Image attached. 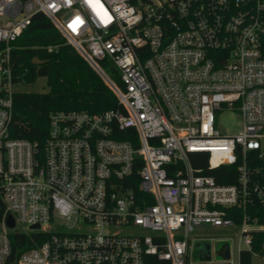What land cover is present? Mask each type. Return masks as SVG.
Returning <instances> with one entry per match:
<instances>
[{
  "label": "built area",
  "instance_id": "obj_1",
  "mask_svg": "<svg viewBox=\"0 0 264 264\" xmlns=\"http://www.w3.org/2000/svg\"><path fill=\"white\" fill-rule=\"evenodd\" d=\"M38 14L121 107L53 113L43 144L11 135L13 52ZM226 111L241 116L239 134L217 128ZM223 166L235 184L205 174ZM256 203L264 0H0V264H190L204 227L237 229L251 250L264 226L247 214L237 226L227 210ZM20 233L32 245L14 252Z\"/></svg>",
  "mask_w": 264,
  "mask_h": 264
},
{
  "label": "trees",
  "instance_id": "obj_2",
  "mask_svg": "<svg viewBox=\"0 0 264 264\" xmlns=\"http://www.w3.org/2000/svg\"><path fill=\"white\" fill-rule=\"evenodd\" d=\"M13 52V74L17 84L31 86L40 78L47 79L48 93H17L14 97V119L11 135L15 139H24L43 144L49 132V120L53 113L77 111L100 114L121 109L115 94L104 84L100 77L67 43V39L54 27L44 15H36L31 25L16 42ZM51 49V50H49ZM38 58L44 63L34 65ZM202 164L207 156L199 157ZM219 184H235L237 172L234 166H223L207 171ZM237 226H241L244 214L249 222L258 221L264 225V208L256 203L246 211L227 210ZM2 211H0V219ZM251 250L239 252V264H252L255 254L262 256L264 231L252 232ZM14 252L21 251L32 243L23 234L11 237ZM146 264H171L155 256H149Z\"/></svg>",
  "mask_w": 264,
  "mask_h": 264
},
{
  "label": "rangeland",
  "instance_id": "obj_3",
  "mask_svg": "<svg viewBox=\"0 0 264 264\" xmlns=\"http://www.w3.org/2000/svg\"><path fill=\"white\" fill-rule=\"evenodd\" d=\"M68 43V41H67ZM69 44V43H68ZM18 93H48L49 87L47 85L46 78H40L37 82L31 86H24L18 84L15 87ZM217 128L221 130L222 133L226 135H237L242 130V119L241 116L234 111H226L217 114ZM264 226V225H262ZM193 239L203 238L202 240L211 243L212 247V260L215 261V250L217 246L227 243L231 247V254L233 264H239V252L245 249V245L241 242L242 235L237 229H209L199 228L193 235ZM197 241V240H196ZM195 243V242H194ZM194 245V244H193ZM190 264H207L206 262L199 261V254L194 251L192 261ZM252 264H264V257L259 255H254L252 258Z\"/></svg>",
  "mask_w": 264,
  "mask_h": 264
},
{
  "label": "water",
  "instance_id": "obj_4",
  "mask_svg": "<svg viewBox=\"0 0 264 264\" xmlns=\"http://www.w3.org/2000/svg\"><path fill=\"white\" fill-rule=\"evenodd\" d=\"M34 65H42L44 61L35 58L32 62ZM7 224L10 228H14L15 221L13 218H9ZM34 228H39L36 226ZM194 251L199 254V261L206 262L207 264H231L232 259L231 247L229 244L224 243L217 246L215 250L216 260H212V247L211 243L204 240H197L193 245Z\"/></svg>",
  "mask_w": 264,
  "mask_h": 264
},
{
  "label": "crops",
  "instance_id": "obj_5",
  "mask_svg": "<svg viewBox=\"0 0 264 264\" xmlns=\"http://www.w3.org/2000/svg\"><path fill=\"white\" fill-rule=\"evenodd\" d=\"M209 229H213V228H208V230H209ZM195 239H196V238H195ZM197 239H198V238H197ZM202 239H203V238H199L198 240H202ZM195 242H196V241H195Z\"/></svg>",
  "mask_w": 264,
  "mask_h": 264
}]
</instances>
